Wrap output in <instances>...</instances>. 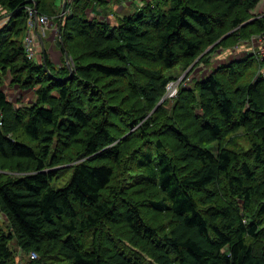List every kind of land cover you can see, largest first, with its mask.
<instances>
[{
  "label": "trees",
  "instance_id": "trees-1",
  "mask_svg": "<svg viewBox=\"0 0 264 264\" xmlns=\"http://www.w3.org/2000/svg\"><path fill=\"white\" fill-rule=\"evenodd\" d=\"M62 1L0 0V264L17 249L36 253L24 264H264V58L218 65L156 107L175 68L185 81L264 32L259 0H149L113 24L86 17L106 0L61 17ZM33 2L60 26L59 65L24 52ZM239 130L245 143L229 139Z\"/></svg>",
  "mask_w": 264,
  "mask_h": 264
},
{
  "label": "rangeland",
  "instance_id": "rangeland-1",
  "mask_svg": "<svg viewBox=\"0 0 264 264\" xmlns=\"http://www.w3.org/2000/svg\"><path fill=\"white\" fill-rule=\"evenodd\" d=\"M105 4V3H104ZM104 6V5H103ZM130 10V8H128L125 12L128 13ZM251 14L255 15V16H264V0H259L257 2V4L250 10ZM117 18V17H116ZM109 20L104 19V21L108 22V23H116V20L113 19V17H110ZM6 19H2V21H5ZM54 30V29H53ZM54 33H56V30L53 31ZM39 43H36L35 41V47H38ZM264 46V37H260V39L256 40V41H247L245 42V40L243 41H237L233 46H231L230 48H217L213 53H211L210 58H209V62H207V65L204 63H200L199 65H197L189 74V78L185 79V81H181L180 80L186 75V73L188 72L187 70H180V68H175L171 74L172 76H174L173 80L169 81L165 87V94L166 97L169 98H175L176 97V93H177V87L180 86V84H182V86L186 87L188 86L192 79H199L204 77L205 75H207L210 70L214 67H217L218 65H222L234 58H240L243 57V55L247 54V53H251L253 54L254 58L259 61L260 59H263L264 57H259L257 51L259 49V47ZM40 48V46H39ZM208 49H206L204 52H206ZM246 51H251V52H246ZM231 55V56H230ZM259 59V60H258ZM65 60V58H64ZM259 71L264 72V61H259ZM69 63L72 62L69 58ZM258 70V69H257ZM177 77V78H176ZM255 77H257L255 75ZM180 82V83H179ZM169 84H173L175 87V93L172 95H169ZM4 90L7 93V97L9 98V100H11L13 103L15 104H19L21 102L23 103H27L29 104V101L32 99L33 96V91L32 90H22V89H18L16 88H10V87H14V86H9V81L8 79L5 82L4 85ZM18 102V103H17ZM230 140L235 139V142H241V143H245L244 137H243V130H239L237 133H235L232 137H229ZM214 151V149H213ZM74 161L71 163H68V165L73 164ZM0 164H4L5 166L6 163H3L0 160ZM58 170V172L60 171V167H54V170L56 169ZM56 170V171H57ZM63 174H65V178L63 179V181H61L60 183H57L55 186L56 187H61L63 186L68 180L69 177L72 173V168L66 167L62 170ZM58 175H61L60 172ZM4 224V223H3ZM4 226V225H3ZM10 245L13 249L14 248V241L10 242ZM28 261V254L26 255V253L22 252L21 250L16 251V257H15V262L12 264H24L25 262Z\"/></svg>",
  "mask_w": 264,
  "mask_h": 264
},
{
  "label": "crops",
  "instance_id": "crops-1",
  "mask_svg": "<svg viewBox=\"0 0 264 264\" xmlns=\"http://www.w3.org/2000/svg\"><path fill=\"white\" fill-rule=\"evenodd\" d=\"M106 2L107 5L104 4V6L93 3L89 8L85 10L86 17L88 19L95 18L100 21H103L104 19L110 21L109 18L113 17V19L116 20L118 17L125 14L126 13L125 11L128 8H130L129 12L138 9L139 8L138 3H140V0H106ZM57 26L58 23L54 22V27L47 30L45 32V36L42 37V39L40 36V39L43 40V45L45 47L47 56L54 65H59L61 62V58H63L61 51L57 45V39H56L58 38ZM53 29L56 30V33L53 32L54 31ZM38 43L40 46L39 41Z\"/></svg>",
  "mask_w": 264,
  "mask_h": 264
},
{
  "label": "built area",
  "instance_id": "built-area-1",
  "mask_svg": "<svg viewBox=\"0 0 264 264\" xmlns=\"http://www.w3.org/2000/svg\"><path fill=\"white\" fill-rule=\"evenodd\" d=\"M71 0H67V2H70ZM149 1V0H147ZM146 2V0H140V3H138V6L141 7L144 3ZM27 14H28V18H27V26H26V31H25V35L23 37V48H24V52L27 56L28 59H34L35 57V41L36 43H38V41L40 42V36L41 38L45 36V32L51 28L54 27V21L45 16V15H39L38 13H36L35 9L33 8V6L28 7L27 8ZM61 15V14H60ZM5 23V21L0 20V27ZM56 23V22H55ZM58 29V26H57ZM260 37H264V32L262 34L259 35H252L249 39L245 40V42L247 41H256L258 39H260ZM38 39V41H37ZM246 52H251V51H246ZM259 57H264V46L259 47L258 51H257ZM231 56V55H230ZM10 88H16L14 87H10ZM169 95L174 94L175 92V87L173 84H169ZM5 94L7 95L6 91L4 90ZM28 257L30 259H33L36 257V253L34 251H30L28 253Z\"/></svg>",
  "mask_w": 264,
  "mask_h": 264
},
{
  "label": "water",
  "instance_id": "water-1",
  "mask_svg": "<svg viewBox=\"0 0 264 264\" xmlns=\"http://www.w3.org/2000/svg\"><path fill=\"white\" fill-rule=\"evenodd\" d=\"M66 3H67V0H63L62 1V4H61V17L62 15L64 14L65 12V8H66ZM33 8L35 9L36 13H37V7H36V3L33 2ZM61 22V20L59 19V23ZM58 31H60V26H58ZM42 39V38H41ZM40 39V48H41V60L43 61V65L45 66V59H44V53H45V48H44V45H43V40ZM64 57H65V63H66V66L67 68L69 69L70 71V74H71V65L68 63V54L66 52H64ZM69 74V75H70ZM166 95H164L160 101L157 103L156 107L165 99Z\"/></svg>",
  "mask_w": 264,
  "mask_h": 264
},
{
  "label": "bare ground",
  "instance_id": "bare-ground-1",
  "mask_svg": "<svg viewBox=\"0 0 264 264\" xmlns=\"http://www.w3.org/2000/svg\"><path fill=\"white\" fill-rule=\"evenodd\" d=\"M106 153V152H105Z\"/></svg>",
  "mask_w": 264,
  "mask_h": 264
}]
</instances>
